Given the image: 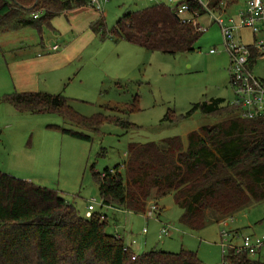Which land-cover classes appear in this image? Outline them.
Listing matches in <instances>:
<instances>
[{
    "label": "trees",
    "instance_id": "1",
    "mask_svg": "<svg viewBox=\"0 0 264 264\" xmlns=\"http://www.w3.org/2000/svg\"><path fill=\"white\" fill-rule=\"evenodd\" d=\"M89 1L0 0V31L35 26L41 32L43 24L57 14ZM206 1L208 7L198 0L178 4L187 3L200 15L208 8L220 11L221 0ZM227 1L229 7L236 0ZM92 29L102 39L125 40L172 54L194 50L204 33L166 2L127 10L112 30L102 15L92 23ZM0 101L11 103L20 112L58 113L78 128L98 130L105 121L137 126L117 113L84 116L64 92L12 91L3 94ZM138 102L136 94L130 107L139 108ZM197 111L224 118L190 131L187 146L179 135L130 142L124 169L117 164V172L112 173L106 167L104 177L94 171L102 204L138 213L145 212L150 198L172 194L183 210L182 223L200 231L206 226L208 210L227 215L264 201V120L241 117L236 107L221 97L194 102L178 116L168 111L164 119L175 122ZM53 126L78 138H91L74 128ZM108 223L105 212L84 216L57 189L0 169V264H204L192 249L175 252L153 248L136 253L123 237L107 230ZM224 263L264 264V259L231 251L223 255Z\"/></svg>",
    "mask_w": 264,
    "mask_h": 264
},
{
    "label": "rangeland",
    "instance_id": "2",
    "mask_svg": "<svg viewBox=\"0 0 264 264\" xmlns=\"http://www.w3.org/2000/svg\"><path fill=\"white\" fill-rule=\"evenodd\" d=\"M180 1L184 0H177ZM147 2L106 0L102 10L89 3L57 14L50 23L43 24L41 32L35 26L1 30L0 83L5 78L11 85L12 62L19 60L24 50L30 53L56 42L72 40L102 15L108 30H112L127 10L147 7ZM161 2L169 4V0L150 1L152 5ZM240 9L235 4L223 13L216 11L215 15L222 13L228 18L238 15ZM200 20L207 29L196 48L176 54L149 50L129 41L102 39L96 33L97 38L83 55L79 70L64 80L58 92L49 91L59 93L64 90L71 98L72 106L84 116L98 112L117 113L137 126L128 128L105 121L98 130L78 128L58 113L20 112L11 103L0 101V169L57 189L84 216L95 197L98 201L94 203V211H101L102 199L93 172L102 173L106 167L122 165L127 160L130 142L161 141L174 135L187 141L190 130L224 118L197 111L191 117L175 122L164 119L168 111H174L177 116L185 113L194 102L211 97L227 101L234 98L229 73L230 55L224 46L221 27L209 12L201 15ZM243 32L249 43L250 29L245 27ZM214 48L217 52H211ZM253 65L254 73L264 78V55ZM3 83L8 84L7 81ZM5 89L0 97L16 91ZM136 94L139 108L130 107ZM106 106H117L122 110L115 111ZM53 125L77 129L90 134L91 138L75 137ZM153 204L158 206L156 212L151 210ZM145 212L148 213L134 218L136 240L133 249L142 247V252L153 248L175 252L182 248L192 249L197 251L204 264L223 263L221 229L224 225L212 218L213 210L207 211V219L211 214L210 220L200 231L182 223L183 210L172 195L150 198ZM123 214L114 215L109 211V232L124 231L120 227L124 224ZM223 216L229 222L228 229L238 228L243 233L264 236V201L252 202L240 211ZM166 224H174L175 228L162 235L161 228ZM116 225H120V229ZM145 229L147 232L142 234ZM132 237V233L129 237L127 234L125 241H131ZM260 257L264 259V248Z\"/></svg>",
    "mask_w": 264,
    "mask_h": 264
},
{
    "label": "built area",
    "instance_id": "3",
    "mask_svg": "<svg viewBox=\"0 0 264 264\" xmlns=\"http://www.w3.org/2000/svg\"><path fill=\"white\" fill-rule=\"evenodd\" d=\"M106 0H90L89 3L97 9H103V2ZM201 4L208 7V1L198 0ZM177 0H169V4L174 6L176 12L200 30L205 31L207 28L200 20L198 11H191L187 3L175 4ZM228 1L221 0L220 12H224L228 8ZM208 12L221 27L224 46L230 55V80L234 93V98L228 101L236 107L238 114L243 118L248 119H263L264 120V78L257 76L253 71L254 54L257 53V58L264 54V0H248L246 5L239 10L237 15L238 20L234 16L225 18L223 15H215L213 9L208 8ZM38 15H35L37 17ZM249 28L251 38L249 43H246L244 36L238 33L240 28ZM59 45L53 46L56 50ZM211 52H217V49H212ZM125 163L120 167L124 169ZM110 172L116 173L117 169L112 167ZM106 172L100 174L104 177ZM98 200L92 199L88 205L86 215L91 216L95 209V204ZM158 209L155 204L152 205V211ZM224 228L221 229V246L223 254L227 255L231 251L235 254H247L251 258L260 257L261 251L264 248V236H258L253 233H243L239 229H228L226 226L229 222L223 221ZM173 224H166L161 228V234H168ZM146 230V229H145ZM120 236V235H119ZM121 237V236H120ZM239 240V241H238ZM135 242V240H134ZM225 264V263H224Z\"/></svg>",
    "mask_w": 264,
    "mask_h": 264
},
{
    "label": "crops",
    "instance_id": "4",
    "mask_svg": "<svg viewBox=\"0 0 264 264\" xmlns=\"http://www.w3.org/2000/svg\"><path fill=\"white\" fill-rule=\"evenodd\" d=\"M148 1L149 3L147 2L145 6L152 5L150 1H153V0H148ZM247 1L248 0H236L235 3L231 4L228 8H231L235 4L237 5L238 8H243L246 5ZM135 9H138V8H135ZM234 17L236 18V20H238L237 15ZM243 31H244V28L238 29V33L244 36ZM81 32L79 33V35H76L72 40L56 42L53 45L48 46L45 49L35 50L30 53L24 50V54L19 57V60L12 62L11 85H10V80H4L5 79L4 78L2 83H0V93L2 92V90L5 91L6 90L5 88L7 87H8L7 90H16V91H42L43 90L47 92L49 91L58 92V90H60L59 88H61L62 86V83L65 82L64 80H66V78L70 76V74H72L73 72L76 73L77 71L75 70H79V66H81L80 61L82 63L83 58H84L83 55L85 54L87 48L97 38L96 33L92 29V23H91V27H84V30H82ZM244 39H245V36H244ZM56 44L59 45V48L54 50L53 46ZM4 81H7L8 84L5 85L3 83ZM60 92H64V90ZM183 142L187 146L188 138H187V141L183 140ZM167 195H172V194H167ZM95 209H96V206H95ZM101 209H102L101 211L105 212L107 216L110 210L114 212V215H116L117 213H121V212L124 213L123 214L125 215L124 224L122 226L116 225L117 228L120 226L124 231H119L117 229V231H115L114 233L119 234L124 239L127 234L129 237V234L132 233V236H133L132 240L127 241V242L125 241V242L127 243V245H129L133 249L134 248L133 242L134 240H136L134 239L135 233L133 231L134 218L141 214L146 215L148 212H138L137 213V212L130 211L122 207L112 206V205H103V204H101ZM211 214L213 216L212 217L213 219H216L217 221L221 223L227 220V218H225L223 215H220L217 213H211ZM211 214H209L208 220H210ZM130 218H131V223L128 225V220ZM208 220H207V223H208ZM228 220L230 221V219ZM173 226H174L173 228H175L174 224ZM170 231H173V229L171 228ZM122 232H126V233L123 234ZM146 232H147V229L144 230L142 234ZM133 250L136 253H141L143 248L140 247L136 250L135 249Z\"/></svg>",
    "mask_w": 264,
    "mask_h": 264
}]
</instances>
